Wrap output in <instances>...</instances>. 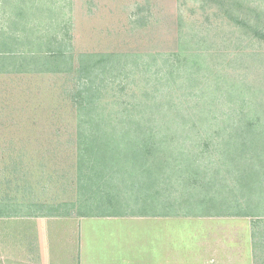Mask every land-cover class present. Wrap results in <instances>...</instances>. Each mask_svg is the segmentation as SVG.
<instances>
[{
	"label": "rangeland",
	"instance_id": "obj_1",
	"mask_svg": "<svg viewBox=\"0 0 264 264\" xmlns=\"http://www.w3.org/2000/svg\"><path fill=\"white\" fill-rule=\"evenodd\" d=\"M234 1L232 10L210 0H0V37L6 33L24 36L22 45L11 40L9 48L0 47V53H16L14 62L23 64V58L31 53L41 57L46 47H51L48 41L55 48L59 42L67 43L68 37V52L76 57L80 53L139 56L137 67L129 62L117 77L104 79L106 86L100 95L111 124L106 130L114 135L119 132L117 139L122 140L128 129L131 132V115L139 116L150 131L166 134L172 164L178 151L189 156L203 152L197 160L211 177L217 168L225 172L227 165L219 152L213 151L211 141L216 145L222 138L216 133L239 125L245 128L249 117L262 139L256 157L248 151L249 161L243 166L253 164L261 175L264 42L233 24L228 15L237 12L240 20L264 25V0ZM19 13L22 18L11 30V20ZM181 49H185V61L175 62L173 55ZM161 55L170 57L168 64ZM13 72H0V264H18L27 255L33 264L39 255L30 243L35 235L20 233L12 239L11 226L20 225L26 216L36 221L64 212L79 216L71 204L83 195L76 182L78 112L74 101L82 80L75 73ZM180 128L189 130L190 139L174 138ZM196 132L212 135L207 139L211 146L202 150ZM160 137L155 136L157 143ZM176 169H172L171 183H161L158 190L163 195L159 197L163 209H152L164 216H142L136 203L118 207L117 212L130 217L132 259L135 249H142L147 240L156 244L158 264H253L250 219L184 216L199 210L185 203L192 188L177 179ZM262 182L263 186L253 187L256 194L264 193V178ZM210 185V194L220 199L230 187L222 178L212 179ZM120 190L126 199L125 189ZM57 207L59 211H52ZM104 212L113 216L110 209ZM108 226L98 223L94 234L111 245L117 240V228ZM129 226L118 228L125 233ZM65 235L54 237L58 255L49 254L46 245L43 256L50 264H70L59 247ZM26 243L30 255L25 250L20 254L14 251ZM108 248L104 246L100 254H107Z\"/></svg>",
	"mask_w": 264,
	"mask_h": 264
},
{
	"label": "trees",
	"instance_id": "obj_2",
	"mask_svg": "<svg viewBox=\"0 0 264 264\" xmlns=\"http://www.w3.org/2000/svg\"><path fill=\"white\" fill-rule=\"evenodd\" d=\"M210 1L223 5V9L225 7H228V9L230 7L232 10L235 8L232 5L235 3L234 0H230L228 4L227 0ZM235 13L237 16L234 14L229 16L226 12L233 24L246 29L251 37L256 38V40L264 42V25H259L255 21L251 24L249 20H240L238 13ZM17 16H22V14L19 13ZM17 16L14 15L13 20H11V30L17 25V20L22 18ZM7 36L6 33L0 37L3 38L0 47L9 48L8 44L11 40L18 42L24 37L15 36L14 33ZM5 38L9 40L6 41ZM66 40L69 42L68 37ZM68 42L63 44L59 42V45L53 48L52 43L48 41L51 47H46L41 57L37 53H31L32 55L23 58L25 61H23V64L14 62L16 53L9 55L0 53V72L12 74L15 70L16 72L41 74L75 73L82 80L74 97L78 112V127L76 130L78 170L76 182L78 192L83 193L74 204H71L72 208L77 210V214L81 217H108L111 215L104 211L110 209L113 216H123L117 212L118 207L136 203L137 205H134L138 206L142 216H164L165 214L155 213L152 209L155 206L161 207L159 211L163 209L162 203H160L161 199L159 200V197H163V195H160L158 190L161 183L165 181V185L171 183L172 169L176 167L174 173L178 175L177 179L192 188V194L188 196L185 203L198 207L199 210L196 214H184V216L249 218L251 222L250 239L253 264H264V193L257 192L256 194L253 188L263 186L264 173L261 175L256 173L253 164L243 166L249 161L248 151L254 153V157H256V151L259 150L257 147L260 144V139H262L260 133L257 134L254 129L253 119L246 118L245 128L241 129L239 125L230 130L223 129L221 132L216 133L222 137L217 140L219 142L216 145L211 141L213 151H218L219 157L226 160L225 172L217 168L216 173L210 177L208 172L204 171V168L201 169L203 165L198 162L199 159L197 160V158L203 152L189 156L184 150L183 152L177 150L174 164H172L170 161L172 149L169 141L166 142V134H161L159 131L153 132L150 131V128H146L148 126L144 125L139 116L131 115L133 107L128 112V115L133 116V122L128 125L131 132L128 129L122 140L117 139L119 132L114 135L111 131L106 130L111 124H109L110 120L105 112L106 106L100 95L102 88L104 85L106 86L104 79L117 77L116 75L120 73L121 68H124V65H128L129 62L137 67V60L140 57L134 58L126 54L103 53H80L76 57L73 52H68L71 49ZM20 43L22 45L21 41ZM183 51L185 49L174 53L175 62L185 61ZM20 56L22 55L18 57ZM161 57H163V62L166 64L171 60L170 57L165 55H161ZM148 64L147 66H149ZM171 66L172 64H169L167 68L171 69ZM245 115L244 113L241 114V121ZM141 125L145 127L141 129ZM175 132L177 134L174 133L176 135L174 138L179 137L180 140L183 138L190 139L188 129L180 128ZM158 134L161 136L160 143H157L155 139ZM195 135L203 143L202 150H204V147L211 146L207 139L211 138L212 135L201 132H196ZM261 144L264 146V143ZM261 153L263 152H257L260 157H262ZM116 162L118 163L117 166H115ZM214 178H222L223 181L230 183V187L227 188V195L221 199L219 196L210 194L212 192L210 181ZM114 187L119 192L114 190ZM121 188L122 190L125 189L126 199L125 195L120 194ZM158 203L160 204L157 205ZM165 203L164 205H166ZM196 204L199 206H196ZM59 207L61 208V206ZM60 208H53L52 211H59ZM70 215V212H64L58 217H68Z\"/></svg>",
	"mask_w": 264,
	"mask_h": 264
},
{
	"label": "crops",
	"instance_id": "obj_3",
	"mask_svg": "<svg viewBox=\"0 0 264 264\" xmlns=\"http://www.w3.org/2000/svg\"><path fill=\"white\" fill-rule=\"evenodd\" d=\"M44 217L47 218L45 220L36 221L32 220L34 219L33 216H26V221L18 222L20 225L14 224L11 226L13 228L12 231L14 230L12 239L18 238V234L20 233L27 234L31 237H33L32 234L35 235L33 241L30 243H33L32 250H36L39 255L36 262L33 264H50V259H45L43 251H45L47 245L49 254L54 252L55 255H58V243L54 237L58 234L63 236L65 233V240L63 237V244H59V247L62 248L61 251H63L66 260L70 261V264H88L91 263L90 261H92L93 264H158L156 244L153 243L150 245L149 242H146L147 240H144V244L141 247L142 249H135L132 259L130 254L131 241L128 236L129 231L131 230V221L128 215L108 217H73L71 215L68 217ZM98 223L109 225L107 228H110L111 226L117 228V233L115 234L117 240L112 241L110 243L111 245L107 244L106 241L102 242V240L97 237L98 235L96 236L94 234ZM120 224H122L121 227ZM128 225L130 226L126 229L125 233L124 231H121L120 228L127 227ZM118 226L120 228H118ZM59 229L64 231V233ZM109 239L111 238L109 237ZM28 243H26L25 247L21 248V250L18 247L19 250L15 248L14 251L16 250L15 252L20 254L25 250L26 253L30 255V247ZM17 244L19 245V243ZM103 245L110 247L108 248L109 252H107V254H100V251L104 248ZM159 247L161 248L162 245H159ZM152 248L153 251H151ZM98 251L100 255L97 254ZM86 254H90L91 256L87 257ZM17 263L31 264L32 262L27 255L25 260H18Z\"/></svg>",
	"mask_w": 264,
	"mask_h": 264
}]
</instances>
